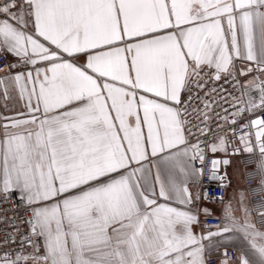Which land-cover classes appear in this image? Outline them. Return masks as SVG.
<instances>
[{"label": "snow or ice", "instance_id": "snow-or-ice-1", "mask_svg": "<svg viewBox=\"0 0 264 264\" xmlns=\"http://www.w3.org/2000/svg\"><path fill=\"white\" fill-rule=\"evenodd\" d=\"M0 56V199L28 212L0 264H209L233 237L221 264H264L243 193L207 232L196 207L228 132L264 186V0H0Z\"/></svg>", "mask_w": 264, "mask_h": 264}, {"label": "built area", "instance_id": "built-area-1", "mask_svg": "<svg viewBox=\"0 0 264 264\" xmlns=\"http://www.w3.org/2000/svg\"><path fill=\"white\" fill-rule=\"evenodd\" d=\"M8 60L9 57H8ZM5 58L0 56V67L5 64ZM225 87H228L225 85ZM231 91V89H229ZM222 95V93H221ZM233 95H238L233 92ZM214 99H219V97H214ZM232 103V102H230ZM228 104L223 105V107H228ZM216 112L223 116L224 113L221 111L220 107H216ZM195 132V130H193ZM221 134H224L220 132ZM198 135V133H196ZM227 134H231L228 132ZM240 135L239 132L236 133L238 137ZM213 155L210 150H206V158L204 161V180L202 181L203 185H209V181L207 180V175L209 171V167L211 162L213 161ZM258 161L259 157L257 153L248 154L243 152L239 156V163L243 170V178L245 190L248 195L250 209L253 213L255 226L258 228H264V217L260 215L261 212H264V186H261V174L258 170ZM199 163V162H197ZM202 190V189H201ZM208 195L210 200L208 202L214 204H221L225 200V196L227 195V187L219 181L212 182L208 187ZM28 219V212L25 211V204L23 201L19 199V196L9 195L7 200L0 199V243H2L5 239V234L9 233L13 236V238H17L15 235V229L19 228L20 233L23 234L28 225L26 221ZM221 220L219 217L208 214L203 215L201 218V225L204 227V232H207L210 227H215L219 225ZM225 251V249H224ZM222 251V254L224 253ZM227 255L235 259L237 257L236 250L234 248H227ZM216 257L213 253H209V264H215Z\"/></svg>", "mask_w": 264, "mask_h": 264}, {"label": "crops", "instance_id": "crops-1", "mask_svg": "<svg viewBox=\"0 0 264 264\" xmlns=\"http://www.w3.org/2000/svg\"><path fill=\"white\" fill-rule=\"evenodd\" d=\"M10 60H14L13 57H9ZM18 107L16 105H10L11 108ZM2 111V109H0ZM222 136H225V134H221ZM231 134H227L225 136L226 144L223 148V150L219 149L211 154L215 156L220 157H229V163L221 168L220 174L221 176L218 177L217 181L221 182L222 184L226 185L227 187V195L225 196V200L221 204H214L210 203L208 201L200 200L196 202V207L200 209L199 213V220L201 223V218L203 215H205L203 209H208L209 213L212 215H215L220 218L221 223L224 222V214L225 209L230 205L233 215L237 219L242 218V211H241V193L244 195L243 204L248 208L250 213V221L252 224L254 223L253 213L250 209V203L248 199L247 192L245 190L244 185V178H243V170L240 163H239V156L241 153L245 152L243 150V145L238 141V139L231 138ZM236 149H239V151H234ZM258 154V153H257ZM259 156V155H258ZM155 167L152 168L153 175L155 174ZM163 178V175H162ZM197 187H193V191H197ZM201 190V189H200ZM164 202V201H160ZM171 206L173 207H181L175 202H170ZM220 223V224H221ZM256 227V226H255ZM260 231H264V228H258ZM195 231L199 233L201 231L200 227H196ZM223 246H217L216 248H213L210 252L213 253L216 257V263L215 264H221V261L224 259V256L222 254V251H224L225 248H234L237 253V257L240 255V253L245 248V241L241 237H233L230 241H224L222 242ZM235 260V259H233Z\"/></svg>", "mask_w": 264, "mask_h": 264}, {"label": "water", "instance_id": "water-1", "mask_svg": "<svg viewBox=\"0 0 264 264\" xmlns=\"http://www.w3.org/2000/svg\"><path fill=\"white\" fill-rule=\"evenodd\" d=\"M243 149H244V146H243ZM213 160L219 161V164H218V177H219V176H221V174H220L221 168L224 167L225 165H227L229 163L230 159H229V157L215 156V157H213ZM225 161H227V163H225Z\"/></svg>", "mask_w": 264, "mask_h": 264}]
</instances>
